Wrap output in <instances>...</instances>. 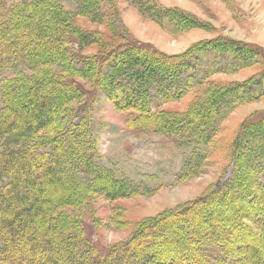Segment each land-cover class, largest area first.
<instances>
[{"label":"trees","instance_id":"1","mask_svg":"<svg viewBox=\"0 0 264 264\" xmlns=\"http://www.w3.org/2000/svg\"><path fill=\"white\" fill-rule=\"evenodd\" d=\"M106 1L76 0L73 12L62 0H0V264H264V110L242 125L225 185L142 221L126 241L95 243L82 217L68 211L93 196L143 193L103 162L91 117L96 92L116 110L150 114L155 101L181 99L215 73L251 67L264 50L220 36L168 55L126 40L87 59L81 50L91 37L72 19H98ZM134 4L165 30L166 21L178 33L202 25L154 0ZM79 78L92 80L88 91ZM262 97L264 69L214 87L168 121L182 139L208 143L228 112Z\"/></svg>","mask_w":264,"mask_h":264},{"label":"rangeland","instance_id":"2","mask_svg":"<svg viewBox=\"0 0 264 264\" xmlns=\"http://www.w3.org/2000/svg\"><path fill=\"white\" fill-rule=\"evenodd\" d=\"M138 1H106L98 19L82 15L72 19L77 31L91 37L81 50L87 59L104 54L126 40L150 42L168 55L183 54L198 42L220 36L240 44L254 43L264 49V0H154L161 7L183 11L202 24L181 33L167 21L165 30L144 16L134 4ZM62 3L65 10L73 12L78 4L76 0H62ZM262 52L253 66L215 73L181 99L168 102L158 99L150 114L116 110L105 91L94 94L97 98L91 107V117L103 162L143 193L116 200L93 196L84 204L68 209L82 217L92 241L103 246L126 241L142 221L181 208L228 182L234 166L235 140L245 121L264 110V97L245 101L228 112L208 143L182 139L168 119L192 111L214 87L249 80L264 69ZM213 57L211 54L201 60L211 63ZM79 81L81 89L91 88V79L79 78ZM192 169L196 173H185Z\"/></svg>","mask_w":264,"mask_h":264}]
</instances>
